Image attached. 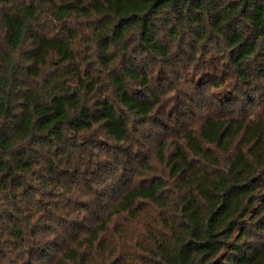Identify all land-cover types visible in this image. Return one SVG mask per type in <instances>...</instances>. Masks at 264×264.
I'll list each match as a JSON object with an SVG mask.
<instances>
[{
	"label": "trees",
	"instance_id": "obj_1",
	"mask_svg": "<svg viewBox=\"0 0 264 264\" xmlns=\"http://www.w3.org/2000/svg\"><path fill=\"white\" fill-rule=\"evenodd\" d=\"M0 264H264V0H0Z\"/></svg>",
	"mask_w": 264,
	"mask_h": 264
}]
</instances>
